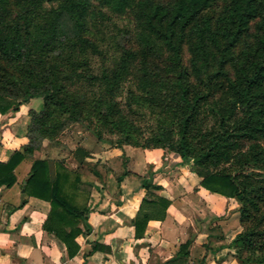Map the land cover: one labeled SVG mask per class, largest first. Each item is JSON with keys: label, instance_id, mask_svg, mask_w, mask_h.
Returning <instances> with one entry per match:
<instances>
[{"label": "trees", "instance_id": "trees-1", "mask_svg": "<svg viewBox=\"0 0 264 264\" xmlns=\"http://www.w3.org/2000/svg\"><path fill=\"white\" fill-rule=\"evenodd\" d=\"M117 17L133 23V40L115 42L118 56L95 72L100 29ZM33 98L43 108L29 110L30 142L0 161V187L16 183V168L44 139L78 122L98 140L116 135L117 147L191 159L204 188L240 203L239 263L264 264V0H0V112ZM138 114L155 125L143 128ZM70 176L62 162L33 159L25 192L50 202L44 229L72 258L87 208ZM168 203L144 199L138 236ZM183 248L163 264H187Z\"/></svg>", "mask_w": 264, "mask_h": 264}, {"label": "crops", "instance_id": "crops-1", "mask_svg": "<svg viewBox=\"0 0 264 264\" xmlns=\"http://www.w3.org/2000/svg\"><path fill=\"white\" fill-rule=\"evenodd\" d=\"M31 108L40 111L43 100L0 112V161L30 142ZM74 135L79 137L74 145L71 135L44 139L16 168V183L0 187V264H163L184 244L187 264H240L232 245L241 231L240 203L204 188L191 159L182 162L161 148L111 147L97 137L91 145L83 134ZM36 158L62 162L71 172V193L87 208L75 239L80 249L72 258L44 229L50 202L25 192ZM159 198L169 201L165 215L150 219L138 236L133 221L144 199ZM144 211L156 212L152 203Z\"/></svg>", "mask_w": 264, "mask_h": 264}, {"label": "rangeland", "instance_id": "rangeland-1", "mask_svg": "<svg viewBox=\"0 0 264 264\" xmlns=\"http://www.w3.org/2000/svg\"><path fill=\"white\" fill-rule=\"evenodd\" d=\"M133 30V23L129 21L126 17H117L110 21H106L104 23V26L100 29L99 34L103 37L104 41L102 45V50L104 53L102 55H96L91 57V65L95 72H98L100 68L104 65L110 66L114 58L118 56L119 51L117 46H115V42L120 43V47H128L131 44V31ZM126 96L125 94L121 97L122 100H124ZM138 118V124H140L143 128L148 129L150 126H154V120H152L147 114L137 115ZM83 134V138H88L89 143L91 144V139L96 136L88 130L83 124L81 123H72L69 125L61 136H67L71 135L73 138V145L79 140V137H74V134ZM80 136V135H79ZM106 143L114 147L115 144L111 143V141H115L118 137L116 135L106 134L105 136ZM68 139V138H66ZM70 139V138H69ZM92 145V144H91ZM259 172H262L264 174V171L258 170Z\"/></svg>", "mask_w": 264, "mask_h": 264}]
</instances>
